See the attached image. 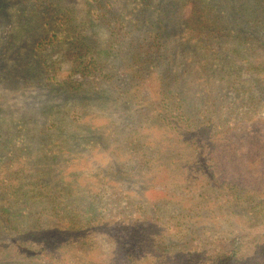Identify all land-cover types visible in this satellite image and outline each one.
Returning <instances> with one entry per match:
<instances>
[{"label":"trees","instance_id":"trees-1","mask_svg":"<svg viewBox=\"0 0 264 264\" xmlns=\"http://www.w3.org/2000/svg\"><path fill=\"white\" fill-rule=\"evenodd\" d=\"M115 1L83 0L88 20L76 22L51 15L53 3L42 0L44 7L35 10L50 28L31 49L39 70L28 62L33 68L23 71L45 72L71 94L113 96L137 116L117 121L114 134L85 140L89 150L109 152L95 172L77 155L55 154L53 164L37 171L19 164L18 155L0 157V231L11 235L21 264H77L82 258L70 255L85 254L88 240L81 216L104 195L102 183L107 197L118 199L120 191L131 193L125 182L137 175L142 190L161 184L170 193L153 203L139 194L149 211L134 217L145 219V233L133 229L136 236L129 232L126 239L139 256L122 253L120 263L104 264H264V0H170L164 6L139 0L126 17ZM4 5L0 0V9ZM99 20L110 30L108 48H98L78 27ZM63 42L61 67L43 51ZM114 46L116 58H110ZM67 135H57L54 152L66 151ZM185 194L187 201L168 198ZM205 212L208 223L194 222L193 215ZM40 230L54 235L41 258L37 250L45 242L17 236ZM165 235L181 245L174 256L163 246ZM147 242L157 246L155 257L139 254L137 245Z\"/></svg>","mask_w":264,"mask_h":264},{"label":"rangeland","instance_id":"rangeland-1","mask_svg":"<svg viewBox=\"0 0 264 264\" xmlns=\"http://www.w3.org/2000/svg\"><path fill=\"white\" fill-rule=\"evenodd\" d=\"M3 1L5 5L0 9L1 159L6 158V155L9 157H12L10 155H18L16 160L20 161L19 164L25 165L27 170L37 171L45 170L47 166L53 164L55 154H59L63 158L77 155L80 158L77 162L90 167L95 172V168H97L95 166L100 165L99 162L102 164L107 162L103 159L108 157L109 152H102L97 149L89 150L91 148L87 143L84 144L85 140L93 137V141H96L98 135L103 133L102 135L105 137L108 131L114 134L119 129L117 121L124 120V117H129V115L134 114V116H137L138 111L127 112L123 105L119 103L121 101L113 96L106 99L105 96H98L92 92L71 94L67 89L60 88L57 84L58 81L53 80L54 77L49 78L45 72H40L38 77H35L33 72L30 74L25 73L24 68L31 69L33 67H36L38 73L37 60L32 56L31 49L39 38L45 36L46 29L50 28L48 24L44 23L42 15L38 16V12L35 10V6L38 7L42 0ZM138 1L116 0L114 7L118 14L126 17L127 14L130 15L128 12L136 8ZM160 2L164 6V4L171 1L160 0ZM47 3L56 9L51 15L61 16L63 14L76 22L88 20L86 11L83 10V0H45V4ZM40 6L44 7L43 5ZM149 12L152 17L157 13L154 8H149ZM49 13L50 11L47 12V14ZM94 23L89 21L80 23L78 25L79 30L89 35L98 48H108L110 30L107 28L106 23L100 20ZM231 46H234V42H231ZM65 47L66 43L63 42L54 47L46 46L43 52L48 53L47 59L49 62L58 61V64L62 67L65 62H61V56ZM115 51L116 47L114 46L112 53L109 54L110 58H116ZM244 55L248 61H255V56ZM230 57L237 60V62L242 61L235 55H230ZM28 62H33V67L27 66ZM115 105H118V107ZM259 108L262 109L260 114H264V103L259 104ZM70 120H72L70 129L73 134L69 135ZM127 121H129V118ZM56 124L58 125L55 126ZM111 132H109L110 136L113 135ZM65 133L68 134L65 142L66 148H64L66 151L54 152L53 150L60 148L59 144H56L57 135H64ZM80 142H83V144ZM125 183V190L129 188L132 191L131 193L120 191L118 199L107 197V195H110V190H107L108 185L106 182L102 183V194L104 195L102 197L100 195V200L91 205L93 209L90 214L84 217L81 216V224L88 223V228L85 229L86 234H84L88 236V240L86 241L87 251H85V254L83 253L84 255H70L75 259L77 256L82 258V261H78L77 264H104L111 259L120 263L122 253L131 256L138 254L134 252L135 246L131 249V245L126 239L129 238L128 234L133 232V229L141 228L140 234L145 233L144 228L147 223L145 219L134 217L137 215L143 217L149 211L147 204L139 205V194H142L143 198L153 203V200L165 199L163 198L165 192L169 194L168 187H171L163 188L159 184L147 190H142L143 185H141L137 175ZM168 198L182 202L187 201L185 199H188L189 195H172ZM88 200L90 201L89 198ZM205 215H207L206 212L205 214L202 213L200 217L193 215L196 216L193 218L194 222L197 221L199 224L204 220L205 223H208L207 218L204 219ZM86 216H89V218H85ZM21 218V226L24 228L26 221L23 217ZM212 220L210 219V222ZM45 223L41 221L40 224L45 226ZM169 225L171 226V224L164 222L162 226L165 228ZM58 233L63 232L59 230ZM35 234L39 236H32V234L17 236L22 240L27 237L30 239L34 237L33 239L37 238L41 243L45 242V244L42 243L44 244L43 248L37 250L41 258L49 252V246L54 242L51 238H54V235L49 230H40ZM66 234L67 232L62 237ZM134 236H136L135 233ZM165 236L163 246L164 248L167 247L166 252H170L174 256L181 245L171 236ZM11 238L9 232L0 231V264H21L20 257L10 246ZM133 240L136 239L131 241ZM156 248L157 246L150 242L137 245L141 257L144 254L155 257L156 252L154 250ZM128 249L133 252H121ZM138 256L135 258H138Z\"/></svg>","mask_w":264,"mask_h":264}]
</instances>
